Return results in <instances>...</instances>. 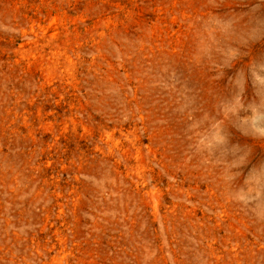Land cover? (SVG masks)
<instances>
[{
	"label": "rangeland",
	"instance_id": "374dc122",
	"mask_svg": "<svg viewBox=\"0 0 264 264\" xmlns=\"http://www.w3.org/2000/svg\"><path fill=\"white\" fill-rule=\"evenodd\" d=\"M0 264H264V0H0Z\"/></svg>",
	"mask_w": 264,
	"mask_h": 264
}]
</instances>
